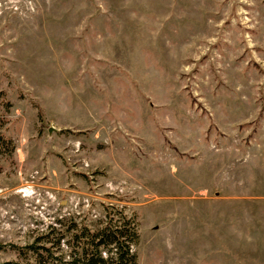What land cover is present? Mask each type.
Masks as SVG:
<instances>
[{"label": "rangeland", "instance_id": "obj_1", "mask_svg": "<svg viewBox=\"0 0 264 264\" xmlns=\"http://www.w3.org/2000/svg\"><path fill=\"white\" fill-rule=\"evenodd\" d=\"M0 102V264L108 204L137 264H264V0H0Z\"/></svg>", "mask_w": 264, "mask_h": 264}, {"label": "trees", "instance_id": "obj_2", "mask_svg": "<svg viewBox=\"0 0 264 264\" xmlns=\"http://www.w3.org/2000/svg\"><path fill=\"white\" fill-rule=\"evenodd\" d=\"M8 141L0 134V142ZM137 226L135 213L126 205L108 204L96 229L87 225H73L68 233L52 229L18 251L20 256L23 251L32 253L39 264H137L132 250L138 241Z\"/></svg>", "mask_w": 264, "mask_h": 264}]
</instances>
